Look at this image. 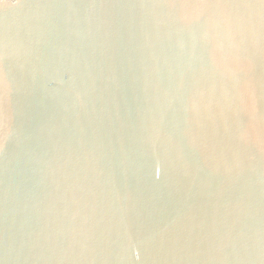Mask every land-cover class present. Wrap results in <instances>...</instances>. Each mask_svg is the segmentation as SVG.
Returning a JSON list of instances; mask_svg holds the SVG:
<instances>
[{
	"label": "water",
	"instance_id": "1",
	"mask_svg": "<svg viewBox=\"0 0 264 264\" xmlns=\"http://www.w3.org/2000/svg\"><path fill=\"white\" fill-rule=\"evenodd\" d=\"M0 264H264V0H0Z\"/></svg>",
	"mask_w": 264,
	"mask_h": 264
}]
</instances>
